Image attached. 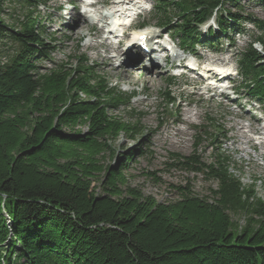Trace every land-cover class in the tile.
<instances>
[{"label": "trees", "instance_id": "1", "mask_svg": "<svg viewBox=\"0 0 264 264\" xmlns=\"http://www.w3.org/2000/svg\"><path fill=\"white\" fill-rule=\"evenodd\" d=\"M2 1L0 39L10 50L0 54V264H264V202L228 159H176L216 180L207 196L177 186L178 198L160 202L131 186L134 149L115 157L112 144L141 129L109 114L129 95L96 75L84 53L42 70L54 50L41 13L48 0H5L17 5L5 18ZM238 3L155 0L151 13L190 52L252 23L236 72L246 95L264 101V52L255 47L264 46V21L226 7ZM211 18L216 30L203 35Z\"/></svg>", "mask_w": 264, "mask_h": 264}, {"label": "rangeland", "instance_id": "2", "mask_svg": "<svg viewBox=\"0 0 264 264\" xmlns=\"http://www.w3.org/2000/svg\"><path fill=\"white\" fill-rule=\"evenodd\" d=\"M97 1L95 13L81 8V0H48L41 7V13L47 17L44 21L46 30L54 39V50L49 54L50 61L41 63L40 68L44 70L54 64L70 62V57L84 53L96 75L103 76L109 86L129 95L126 105L109 111L110 115L121 118L123 122L136 121L141 129V134L134 139L121 135L112 144L115 157L124 156V152L134 149L133 158L127 164L128 183L160 202L178 198L177 186H187L193 193L207 196L216 188V180L206 173H196L176 165V159L193 155L208 165L216 156H224L228 159L226 163L230 172L264 202V146L259 140H254L252 144L238 143L241 135L236 129L240 121V124L249 126L251 131L247 134L262 136L260 128L264 127V101L260 103L250 99L242 88L235 89L233 95H227L223 92L225 89L223 94H218L221 90L211 92L209 78H205L214 76L211 69L220 68L228 73L229 80L223 82L224 86H239L235 59L249 41L251 33L257 32L252 23L240 24L242 33L230 32L229 38L221 37L213 47L198 43L191 54L181 47L176 34L157 26V20L151 13L155 0ZM103 2L107 3L106 7L101 6ZM136 5H140L138 10L142 14L132 20V26L146 23V27L140 31L127 28L126 34L121 37L115 36L121 31L120 27L107 32L111 19L105 14L115 12L121 18L125 16L124 12L132 13L131 9ZM238 5L239 8L226 7L231 12L264 21V9L255 0H239ZM1 7L4 18L17 9L14 1L3 0ZM89 14L92 18L87 16ZM214 22L211 18L199 28L200 32L207 35L209 28L216 30ZM133 33L156 34L160 42L176 51L177 56L171 57L170 61L176 65L184 59L192 65V72L176 75L169 83L168 77L172 74L162 65L156 69L146 68L143 63L133 66L124 62L121 51L125 49L124 44L132 41ZM104 39L112 47L107 63L102 60L105 52L100 46ZM4 44L0 39L1 55L10 50ZM92 44L97 47L92 48ZM145 77H150V82L143 81ZM166 97L169 102L165 101ZM106 160L113 165L111 159Z\"/></svg>", "mask_w": 264, "mask_h": 264}, {"label": "bare ground", "instance_id": "3", "mask_svg": "<svg viewBox=\"0 0 264 264\" xmlns=\"http://www.w3.org/2000/svg\"><path fill=\"white\" fill-rule=\"evenodd\" d=\"M63 2V1H62ZM119 2H123V0L121 1H119ZM112 4H114L113 2H112ZM62 5V4H61ZM119 6V5H118ZM89 12V11H88ZM97 14V13H96ZM114 17V16H113ZM115 18V17H114ZM101 20V22L103 21L102 19H100ZM80 23L82 24V21H80ZM101 32V29H99L98 30V33H100ZM110 33V32H109ZM140 34H142V33H140ZM149 34V33H148ZM110 35V34H109ZM156 35V34H155ZM148 39L147 38H145L144 37V47L145 48H147V50H146V52H144V54H142V52H141V50H139L138 48H136L135 46H133V45H128L125 49V51H124V49H123V51H121L122 52V54H121V56H122V58H123V60H124V62L126 61V62H132L133 64H138V63H140V61H142V60H149L150 61V58L151 57H154V54H153V52L150 50V48L148 47V45L150 44L148 41H147ZM92 48H96L97 46L95 45V44H92V45H90ZM100 46H102V48H104L103 50H104V56H103V58H102V60H103V62L104 63H107V62H109V51H110V49L112 48L111 47V45L108 43V40L107 39H104L101 43H100ZM129 47V48H128ZM112 51V50H111ZM128 51H133V53L132 54H127L128 53ZM136 53H135V52ZM141 56H143L142 57V59H141ZM177 56V53L175 54V57ZM149 65H150V67L151 68H156L157 69V66L154 64V62L153 61H151L150 63H149ZM226 71V70H225ZM143 79V78H142ZM145 80V82H150V77H145L144 79H143V81ZM147 84V83H146ZM207 90V89H206ZM178 107H180V105L178 106ZM180 111V110H179ZM238 122V121H237ZM236 129H237V131H238V133H240V135H241V138L239 139V141H238V143H242V142H245V143H251L252 144V142L254 141V140H260L259 142L261 143V146H263L264 145V141L262 140V138L261 137H255V138H252V137H250L249 135H247V132H249L250 133V131L251 130H249V126L248 125H246V126H244V125H242V124H240V121L237 123V125H236ZM260 130L262 131V133L261 134H263L264 135V127H261L260 128ZM259 130V131H260ZM258 131V130H257ZM255 133H257L256 131H255ZM258 133H260V132H258ZM180 134V133H179ZM257 136V135H256ZM260 136V135H259Z\"/></svg>", "mask_w": 264, "mask_h": 264}, {"label": "clouds", "instance_id": "4", "mask_svg": "<svg viewBox=\"0 0 264 264\" xmlns=\"http://www.w3.org/2000/svg\"><path fill=\"white\" fill-rule=\"evenodd\" d=\"M255 47L257 48V50L264 52V46H262L261 44L257 43L255 44Z\"/></svg>", "mask_w": 264, "mask_h": 264}]
</instances>
